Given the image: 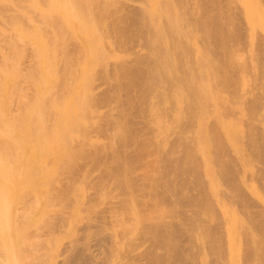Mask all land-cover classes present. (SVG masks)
Segmentation results:
<instances>
[{"label": "bare ground", "instance_id": "bare-ground-1", "mask_svg": "<svg viewBox=\"0 0 264 264\" xmlns=\"http://www.w3.org/2000/svg\"><path fill=\"white\" fill-rule=\"evenodd\" d=\"M261 1L263 2V0ZM139 3L133 1V3L119 4V9L115 7L114 10L113 6H111L112 9L109 6L111 11L102 12L103 15L104 13L106 15L103 16L106 17L104 29L114 38L115 46L122 52V56L118 60H114L105 68L104 77L106 80L105 83H101L103 87L100 88L99 93L92 92L96 95L90 93L87 98L94 104H104L109 107L104 114L103 121H99L101 123L97 125L98 130L93 129L100 134L108 135L109 141L103 145L104 148L100 145L101 149L95 148L96 146L92 145V147L87 146L89 150L84 149V146L86 147L92 142L86 135L85 137L89 138L83 139L86 142L81 140L80 143L77 142L78 146L81 145L79 150L77 146L69 148V150L65 149L67 146L65 147L63 143H72L74 140L71 129L75 127L69 129L71 125L67 126L69 130H64V127L61 129L60 126L59 130H64L60 132L53 129L54 133L50 129V125V127L47 126L49 128L42 127L43 129L38 131L39 133H32L31 129L28 130L29 126L27 125L23 127L22 131L11 127V119L6 114L0 118L4 126L3 129L0 128V131H3L1 135L4 136L0 135V224L5 226V221H7L5 224H8V221L15 217L17 219L14 218L15 222H19V225L23 227L22 225L30 223L35 210L38 208L41 210L43 206L44 213L48 201L54 200L61 202L64 207L61 206L60 210L56 209L57 212H53L54 214L50 213V216L53 215L51 219L48 210H45L49 217H46L44 213V222L47 218L52 221L51 226H48L50 227L49 232L45 233L47 230L44 229L41 233L34 227L33 230L32 227L29 229L32 230L31 232L36 229L38 231L35 233L39 232L38 235L41 233L40 236L43 234L42 237L44 235L46 237L47 234L50 236L56 234L53 232L54 230L58 233L61 229L59 227L65 224V227H62V232L66 233L65 240L67 241L61 242L58 236L56 237L58 240L52 241L56 243V246L57 241L59 242V246L55 250L60 258L53 261L56 264H108L106 263L108 259L109 262L111 260V264H227L229 262L225 258L227 252L223 253V251H226L224 250L227 246L226 241L232 234H228L230 236L227 238L226 232L224 233L230 223L226 225L227 228L222 227H225L223 224H226V220V222L231 221L227 219L228 211H223L225 205H228L233 206L234 208H230L237 210L241 217L236 221L232 220L237 222V226L234 228L236 232L238 231L237 237L240 235L238 239L242 243L238 256L241 259V264H264V200L257 197L255 192V194L251 193L247 183L248 179L249 181L253 180L257 183V187L264 192V90L261 89L264 87V85L261 86L264 83V36L256 34L257 37H255V31L251 35L254 37H250L256 46L254 53L257 51L256 59L260 66V68L257 66L256 73L258 74V70L261 69L259 70L260 79H257L258 82L254 80L253 84L250 82L249 86H241L240 77H237L244 73V69L246 70L249 64L242 65V62L241 64L234 62L233 58L236 54L233 53V51L235 52L233 45L235 43L232 45L231 42L239 43L245 37V31H248L247 25L245 24L246 28L243 26L245 21L242 23L240 17L243 5L236 4V0L235 2L234 0H157L155 9L147 10L144 5L146 3ZM138 37L143 40H138ZM237 45L234 46L237 47ZM239 45L242 44L239 43ZM206 84L208 85L206 86ZM204 86L207 87V90ZM259 88L263 92L258 91ZM236 96L238 101H236L237 98L234 100ZM232 99L237 102V109L242 105L241 109L247 110L248 113L239 114L245 116L244 120L241 118L240 122L238 119L237 122L233 121L235 125L239 122L243 127L242 129L236 126L240 131V133L236 131L237 134L233 133L236 127L234 125L231 127V122L241 109L237 110L233 104L231 105ZM213 100H217L215 101V104L217 102L218 105L216 108L213 107ZM1 105L2 101H0ZM246 114L248 118H246ZM230 119L231 122L227 123ZM53 120L52 118L51 121L53 122ZM74 121L76 120L73 119ZM59 122H62L61 119ZM73 122L71 120L69 124H73ZM77 123L75 126L78 125ZM88 128L90 131V126ZM46 130L48 133L50 131L53 133L48 134ZM30 132L36 134L35 139ZM165 132H169V134L164 136ZM90 133H92V129ZM89 135L92 136V134ZM60 141L64 142L60 143ZM14 144L21 145L18 148L14 147ZM13 150L15 153H12ZM85 150L88 151L85 152ZM9 151L13 154L12 158L16 156L13 158L14 160L11 158L13 161L9 159ZM35 156L43 159L44 164L40 165L41 169L43 166L45 168L54 163H56L54 166L58 165L57 163L60 165L69 163L70 161H66L74 156L79 159L83 157L84 160L91 159L87 162L93 161L102 165V167L99 166L102 176H99V179L102 181L112 179L113 181L110 182L104 180L106 182L104 186L107 189V185L113 182L114 186H110L112 189L115 187L113 190L115 193L112 192L113 195L110 196V194L109 197L106 193L105 198L108 199L103 200V206L110 207V210L103 213L102 204H99L100 199L94 200L97 196L96 188L100 185L98 187L100 190L103 184L100 182L99 185L97 184L99 179L96 176L99 173L96 176L92 175L89 180L90 189L93 188V191L89 190L91 193L87 191L89 193L85 194L86 199L82 200V209H79L81 206L78 208L79 212L86 213L82 215L80 221L82 222L83 217L85 220L83 219L82 223H79L80 221L76 223L77 219H75L76 222L73 223V219L78 216V213L71 209L70 200L73 198L69 194L71 190V188L69 190V184L73 179L69 177L74 173H68V177L64 178V181L62 180L63 184L57 185L56 188L55 185H52L55 190L42 196L41 191L38 192L39 189H36L37 185L40 186V179H34L27 170L28 167L32 169L30 164L35 165L37 162L34 159ZM140 162L143 164H139L142 168L139 166L141 169L137 170L138 166L136 168L135 166ZM70 163L67 165L69 166ZM143 167L147 169L145 170ZM139 169L144 170L140 172ZM73 170L72 172H74ZM31 172L36 174L37 171L32 170ZM208 174L212 175L213 181L218 183L219 188L210 184L209 178H207ZM61 175L62 173L58 174L63 178ZM88 176L85 175L87 179ZM146 178L149 180L150 190L148 186L145 187L148 181ZM50 180L55 181V178L51 177ZM142 180H147L144 190L141 189L143 186L139 185H144ZM37 181L38 184H36ZM51 184L54 183L51 182ZM94 186L97 187L94 188ZM104 186L102 189L105 194ZM145 189L147 190L145 191ZM148 190L149 192L146 193ZM140 191H145L146 194L142 197L147 198L146 202L143 198L141 199V196L137 197ZM106 192L110 193L111 190ZM137 193L138 195H136ZM135 196L143 201L142 206L140 202H137L140 204L138 207L137 203L132 204L136 208L131 206V203H135L134 201L137 199ZM96 200L99 201V205ZM40 201L44 202L41 204L42 206L37 204ZM95 201L96 203H94ZM48 205L50 207V204ZM97 205L101 208L98 212L95 211V209H99ZM129 206L133 210L131 207L129 209ZM154 206L159 207L158 210H162L160 214L156 215L159 212L157 211L155 216L152 213L156 209ZM164 206H168L170 209L167 207L169 209L167 210ZM150 207L152 208L149 210ZM137 209L141 210L144 216ZM147 209L151 216L147 213ZM9 210L15 212L12 211L9 214V212L7 213ZM135 212L138 213V216ZM131 217H134L135 220ZM137 217L144 221L136 220ZM147 217L149 219H144ZM100 219L101 221H99ZM62 220L63 222L66 220L65 223L62 222L63 225L60 223ZM128 220L134 222L130 225L131 228L128 227ZM137 221L138 224L135 223ZM15 224L13 225L15 226ZM105 225H111L113 229L106 228ZM54 226L57 228L55 227V229ZM24 227L26 229L29 225ZM51 227L54 228L53 231ZM0 228L2 230V227ZM4 229L0 234L1 239L8 236L2 234L6 232ZM24 229L21 231L22 239L28 241L25 240L27 230ZM29 229L27 233H29ZM52 232L53 234H50ZM35 233L30 235L33 236ZM50 236L48 240H52ZM1 239L0 246L3 243ZM223 240H226L225 244H221ZM141 242L142 245H139ZM54 243L46 242L43 245L51 244L52 246ZM46 245L43 247L46 252H49L51 247ZM224 245H226L225 248ZM45 250L42 253H45ZM1 252L3 256V252L8 254L7 251ZM206 252L214 257L208 259L210 255ZM9 254L11 255V253ZM9 254L6 257L10 259ZM13 254L16 256L19 253L14 252ZM52 254L54 253L50 251L41 257L43 259L45 256L46 259H49L54 256ZM133 255H136V258H132ZM36 256L38 257L40 254ZM129 258L130 260L134 259V262H130ZM17 260L18 257L15 261ZM44 260L45 258L42 261L45 262ZM35 263L33 262V264Z\"/></svg>", "mask_w": 264, "mask_h": 264}, {"label": "rangeland", "instance_id": "rangeland-1", "mask_svg": "<svg viewBox=\"0 0 264 264\" xmlns=\"http://www.w3.org/2000/svg\"><path fill=\"white\" fill-rule=\"evenodd\" d=\"M133 1H134V3H135V1H136V3L141 2V4L146 3L144 5L147 7V10H149L150 8L155 9V7H156L155 4L157 2V0H147V1L146 0H139V1H137V0H127V1L126 0H123V1L122 0H116V1L115 0H0V98L2 97V99L0 100V101H2V105L0 106V118H3V115L6 114L11 119L10 120L11 127H13L14 129H16L18 131H22L23 127L27 125V126H29L28 130L30 131V129H31L32 133H37L38 131H41L43 129L42 127L49 128L50 125H51V127L53 126V128L50 127V129L53 132L56 129H57L56 130V132H57L59 130L60 126H61V129H63V127H64L65 128L64 130H66V129H68L67 126L71 125V126H69L70 127L69 129L75 127L74 129H71L72 130V134H71L72 138L74 136V140L72 141V143L71 142L67 143V142L63 141L64 143H66V144H64L62 141H60V143H63V145H65V147L67 146L65 149L69 150V148H74L75 146H77L78 150H79L81 145L78 146V144L81 141H83V139H85L86 137H89L90 139L89 138H86V139H89L90 142L92 141L93 144H91L92 142L89 143L90 145L88 144V145H86V147L84 146L83 147L84 149H88L87 146L92 147V145H94V147L96 146L95 148H100L99 145L102 148H104L103 145H106L109 141L108 135H103L104 133L103 134L101 133L102 134V136H101V134L99 132H96V131L98 130L97 125H100V123H101L99 121H103L104 114L109 107L105 106L104 104H98V103H95L96 104L95 105L90 99L88 100L87 98H88V95L90 93H91V95L93 93H97V92L99 93L100 88L103 87V84H101V83H103L106 80L104 77L105 68L107 67L108 64H111V62H114V60L115 61L118 60L120 58V56H122V52L115 46L114 38L110 35V33H107L106 30L104 29L106 17H103V16H106L105 13L107 12V10L111 11L112 8L114 10L115 7H117L116 9H119V7H120L119 4L123 5L125 3L126 4L127 3H133ZM142 1H144V2H142ZM234 2H235V0H234ZM236 2H237L236 4L243 5V6H241V7H243V9L240 11V15H241L240 17L242 19V23L245 21L243 23V26H245L244 28H246V25H247L246 29L248 31H245V37L242 39L243 42H242V40L239 42L242 45H239V43H236V42H233V43L231 42L232 45L234 43H235L234 44L235 46H236V44L239 45V47H238V45H237V47H235L233 45V48H234L233 50H235V52L233 51V53L236 54V56H234L233 60L236 63L238 62V64H241V62H242V65L245 63L249 64L248 65L249 69L248 68L246 69L248 71H246L244 69V73H241V74L238 73L240 75H238V77H237V78L240 77L239 80H241V82H239V83L241 86L242 85L249 86V85L253 84V82H255V81L258 82L259 80L257 81V79H260V75H261L260 71H259L261 69L258 70V74L256 73L257 68L258 67L260 68V66H258L259 64H257V62H258L256 59L257 58V55H256L257 51L255 50L256 52L254 53V49H256V46H254L255 44H253L254 42L252 41L253 40L252 38L254 36L252 37L251 35H253L256 31L255 35L257 34L258 36H260L262 34L264 36V0H263V2L261 0H236ZM153 4H154V6H153ZM109 6H110V8H111V6H113V7L110 9ZM106 7H107V9H106ZM104 11H105V13L103 15L102 12H104ZM258 33H260V34H258ZM246 35H247V37H246ZM257 35L255 37H257ZM250 37H252V38H250ZM140 39H141V37H138V40H140ZM141 40H143V39H141ZM246 41H248V42H246ZM250 46H252V47H250ZM255 55H256V57H255ZM244 60H246V61H244ZM255 61H256V63H255ZM250 64H251V66H250ZM253 65H254V67H252ZM255 66H256V68H255ZM256 75L259 78H257ZM261 80H262V78H261ZM250 82H251V84H250ZM207 85L208 84H206V86ZM262 85H264V83L261 84V86ZM206 86H204L205 90H207ZM91 87H94V88H91ZM104 87H105V85H104ZM262 88L264 90V87H261V89ZM3 89H5L6 91H4ZM259 90H260V88L258 89V91ZM263 90H260V91L263 92ZM90 96H89V98H90ZM236 98H237V96L234 98V100H236ZM234 100L232 99L231 105L233 104L235 106V109H237L238 104L236 101H238V98L236 101H234ZM215 101H217V100H213L212 104H214L213 107L216 108L218 105H217V102L215 104ZM240 101H241V99H240ZM241 106L239 109H241ZM239 109H237V110H239ZM243 111L244 110H242V109L240 110V113L238 111V114H236V116L233 117L234 120H232V122L233 121L237 122L238 120L240 122L241 118L244 120L245 116L242 115L243 116L242 117L240 115L243 113H247V110H245L246 112L245 111L243 112ZM260 112L261 111H259V114H261ZM247 114H246V116H247ZM237 115H239L240 117ZM52 118L54 119L53 122L51 121ZM72 118L75 119L76 121L73 122ZM246 118H248V116ZM60 119L62 121L61 123L59 122ZM231 119L227 123L231 122ZM71 120H72L73 124H69L71 122ZM79 122H80V125H79ZM232 122H231V127L234 125V127L237 126L238 128L241 127L243 129L242 125L240 126L241 123L239 124V122H238L235 125L234 122H233V124H232ZM76 123L78 124L77 126H75ZM82 124H84V125L81 126ZM47 126H49V127H47ZM89 126L92 129V133H90L91 129H90V131H88ZM93 126H95V127L97 126V127L95 128ZM2 127H4V126L0 120V128L3 129ZM237 127L234 128L236 130H233V128H232L233 133L234 132L236 134L238 133V132H236V131H239V129ZM50 129H47V130L49 131ZM75 129H77V130H75ZM93 129H96V131ZM64 130H59V132L64 131ZM85 130H86V132H85ZM48 131H47V133H48ZM52 131H50V132H52ZM2 132L0 131V135L2 134ZM31 132H30V134H31ZM239 133H240V131H239ZM88 134H92V136L90 137V135L88 136ZM168 134H169V132L163 133L164 136H167ZM31 135H33V137H34L36 134H31ZM1 136H3V135H1ZM34 139H35V137H34ZM34 139H33V141H34ZM75 139H77V140L75 141ZM31 141H32V139H31ZM77 142H79V143H77ZM83 142H86V140H84ZM103 142L104 143L106 142V143L104 144ZM0 144H1V140H0ZM3 145H4V143H3ZM20 145L21 144H19V146H17V144L16 145L14 144V147L19 148ZM95 148H91V149H95ZM87 151L85 150V152H87ZM9 152H8V155H10V158H9V156H8V158L11 161H13L14 160L13 158H15L16 156L12 158V156H13L12 153H15V152H14V150L12 153L10 152V154H9ZM145 157H147V156H145ZM149 158H147V159H149ZM34 159H36L37 162L35 163V165L29 163L30 165H32V169H31V167L27 166L28 167L27 170L30 172L31 176L34 179H36V180L40 179L39 180L40 186L38 187V185H37L36 189H39L38 192L41 191L40 193L42 196H44L45 193H47V195L52 193L55 190L52 187V185L53 186L55 185L54 186L55 188L58 187L57 185L60 186V184L62 183V180L64 181V178L68 177L69 174L74 173L73 176L69 177V178L73 179L74 181H76L78 179L76 182H74L72 180V183L69 184L70 185L69 190H70V188L72 190V191L70 190L69 194L72 196V198L74 200L70 196L69 197L72 199V200H70V202H71L70 205L72 206L71 209L76 210L78 213V216H76L73 219L74 220L73 223L76 222L75 219H77L76 223H78L81 220L82 215L86 214V213L84 214L83 212H79V209H82V205H81V204H83L82 200H84L85 194L89 193L90 191L91 192L93 191V188H92V190L90 189V186H91V183H90L91 178L90 177L92 175L96 176L99 173V175L96 176L99 179V176H101V173H100L101 170L99 169L100 165L96 162H93V161H91L90 163L87 162V160L89 161L91 159L86 158L87 160H84L83 157L79 159V157L74 156L73 158L70 157V159H68L66 161V162H69V161L71 162V163L69 162L70 163L69 166L67 165L69 163H65L66 166H64L65 165L64 163L61 164L62 166L59 163H57L59 166L58 165L54 166V164H56V163H54V164H50L49 166L47 165L48 167H45V168L43 166V168L41 169L40 167H42V166H40V165L44 164L43 159L42 158L39 159L38 156L37 157L35 156ZM144 159H142V160H144ZM75 160L78 162H76ZM82 160H84V161H82ZM7 162H9V161H7ZM40 162H41V164H40ZM80 162H81V164H80ZM84 162H87L90 166L87 163L85 164ZM91 163H92V165H91ZM94 163H96L97 166L94 165ZM139 164H142V162L136 164L135 168L138 166L136 168L137 170H138V168H140L139 166H141ZM81 165H82V167H81ZM60 166H61V168H60ZM100 167H102V165ZM73 168H74V170H73ZM75 168H76L77 172H76ZM78 168H80V169H78ZM141 168H142V166H141ZM143 168L145 169V167H143ZM88 169H90L91 171ZM32 170L35 172L37 171L38 173L37 172H36V174L34 172L32 173L31 172ZM59 170H60V173H58ZM67 170H70V171L66 172ZM72 170L74 172H72ZM143 170H140V172ZM41 171H42V173H41ZM63 171H65L67 174ZM97 171H99V172H97ZM87 172L91 173V174L89 175ZM61 173L63 175V178L58 176V174H61ZM35 175L38 177H36ZM85 175L86 176L89 175L88 179H87V177H85ZM53 176L55 178V181L50 180L51 177H52V179H54ZM211 176H212L211 174L207 175V178H209L210 184L212 183L211 185H215V186H217V188H219L218 183H215V180L213 181V179H212L213 177H211ZM57 177H59V178H57ZM89 178H90V180H89ZM41 179H43V180H41ZM49 180H50V182H48ZM58 180L60 181V183ZM104 180L102 181V179H99L97 181V184L99 185V182H100V184H103L102 186H104V184L106 183V182H104ZM106 180H107V182L113 181L112 179L111 180L106 179ZM41 181L42 182L44 181V183H42ZM139 181H141V180H139ZM139 181H138V183H140ZM146 181L142 180L144 185L139 184L140 187L143 186L141 188L142 190H144V186L146 184L147 185L145 187L147 188V186H148L149 180L147 181V183H146ZM51 182L54 184H51ZM85 183H87L86 186H84ZM112 183L113 182H111L110 185L114 186L113 185L114 183L113 184ZM247 183H248V187L250 188L249 191L253 194L256 193L255 195L257 197L264 200V192L261 188L257 187L258 186L257 183H255L251 179H250V181L248 179ZM36 184H38V181ZM43 185H44V187H43ZM110 185L109 184L107 185V189H106V186H104L105 188L103 187L104 189H106V191L111 190L110 193L105 191V194H104V190L102 189V186H101L100 190L98 188V187H100V185L98 187L96 186L98 189L94 186V188H96L95 193H97V196L94 198V200L97 198L100 199V202L97 200L96 201H97V204H98V202H99V204L100 203L102 204L101 208L103 207V213H104V211L108 212V209L110 208V207L109 208L106 207V205H104L105 207L103 206V200L108 199V198L107 199L105 198L107 194H108L107 197H109V195L112 192H113V194L115 193L113 191V190H115V187H113V189H112V187ZM48 186H49V188H48ZM108 186H110L109 188H111V189H109ZM88 187H89V189H88ZM148 189H149V186H148ZM49 190H51V191H49ZM146 190L147 189H145V191ZM149 190L146 193H148ZM87 191H89V192H87ZM137 191H139V190H137ZM141 191H140V193L138 192L139 195H138V193L136 195H138L137 196L138 198L141 196V199L143 198V200H145V202H146L147 198L142 197L146 193H145V191L144 192H141ZM135 193H136V191H135ZM99 194H101L102 196ZM113 194H111L110 196H112ZM213 196L214 195H212V197ZM39 197H40V194H39ZM102 197L105 199H101ZM138 198L136 199V201H134L135 203H131V206H133V208H136V206L134 207V205H132V204H136L137 202H140L141 206L144 204L143 201L141 199H138ZM96 201L94 203H96ZM43 203L44 202L40 201L37 204L41 205ZM52 203H54V204L51 206ZM56 203H58V204H56ZM48 204H50V207ZM48 204H46V205L44 204L46 206V208H44V209L46 211L48 210L47 211L48 215L50 213L52 214L53 212H57L56 209L60 210L61 209L60 207L62 206L61 202L59 203V201L56 202L54 200L53 201L51 200V202L48 201ZM137 204H138L137 205V207H138L140 204L139 203H137ZM94 205H96V204H94ZM35 206H36V204H35ZM80 206H81V208H79ZM131 206H129V209ZM158 206L161 207L163 205H158ZM63 207H64V205L62 206V208ZM98 207H99V209H97V210L95 209L96 207L93 209H95V211L98 212V210L101 209L100 206H98ZM167 207L168 206H166V207L164 206V208H167ZM230 207H233V206L225 205V210H223V211H226V212L228 211L227 216L228 215L229 216L227 219H230L231 221L228 220V222H226L227 221L226 220L225 221L226 224H223L225 227H222V228L225 229L229 226L227 228L228 230L225 229L224 233L226 232L227 238H228V236H230L228 234H232V236L229 237V239H227V241L223 240V242H221V244L222 243L225 244L224 241H226V243H227V246L224 245V248L226 246V248L224 249L226 251H223V253L227 252V254H225V255L226 256L228 255V256L227 257L225 256V258L229 260L230 263L229 262L228 263L229 264H241V259L238 256L241 252L240 249H241L242 243H240L241 240L238 239L240 237V235L237 237L238 231L236 232L235 228H234L235 226H237V222H234V221L238 220V218L241 219V217H240L237 210H235V209L232 210ZM151 208L152 207H150L149 210ZM155 208L157 209L159 207L156 206ZM164 208H163V210H164ZM168 208H167V210L170 209V208L169 209ZM42 209H43V206L41 207V210H39V208H38L37 209L38 211L35 210L33 212V214H32L33 219L31 218V221L33 224L30 221L29 224H26L27 226L29 225V227H27L26 229H24L25 228L24 226H26L25 224L22 225L23 227H21V225H19V222L18 223H17V221L15 222V220H17L15 217H14L15 220H14V218L12 220L10 219L8 221V224L7 223L5 224V222H7V221H5L4 222L5 226H1V224H0V227H2V230L5 227L6 232H8L7 234H6V232H4L2 234L9 236V237L7 236L8 238L2 237V239L0 237V239L3 241V243L0 246V254L2 253L1 251H5V252L7 251L8 254L11 253V255L9 254V257L11 259L10 260L9 258L6 257L8 254L3 252L4 256L2 254L0 256V261H1L0 264H14V263L15 264L16 263L17 264H33V262H36L35 264H41V263L56 264L53 261H55V259L60 258V256L58 255V253L55 250V249H57L56 247L59 246V244H58L59 242L57 241V246H56V243H54V242L57 239L56 238L57 236H58V239H61V242L63 240L67 241V240H65L67 237V235H65L66 233L64 231L62 232V227L63 228L65 227V224L63 225V223H65L66 220H65V222H63V220L60 222L63 226L59 227L61 229H59L58 233L56 230H54V231L52 230L56 226H54V228L51 227V230L53 232H55L56 234H53V232L50 233V234L55 235L54 236L55 238L53 237V235L50 236L49 234H47V236L49 235L50 238L52 239V240H50V239L48 240L49 236L45 237V235H44L42 237L43 234L41 236H40V234L43 232L44 229L47 230L45 233L49 232L50 227H48V226L52 222L51 220H49V218L51 219V216L53 218V215H51V216L49 215L50 217L47 216L46 211L44 210L46 217H49L46 219V221L49 224L46 221L44 222L45 214L43 213ZM131 209H132V207H131ZM140 209H142V207ZM156 209H155V211L152 210L153 212L150 211L154 214V216H155L157 211H159V212L156 215L160 214V211H162L161 209H159V210L158 209L156 210ZM30 210H32V209H30ZM132 210H131V212H132ZM137 210H139V209H137ZM149 210L147 211V213L150 215ZM12 211L13 210H9V211H7V213L9 212V214H10V212L12 213ZM139 211L141 212V215H143L142 211L141 210H139ZM13 212H15V211H13ZM36 212H39V213H36ZM145 213H146V211H145ZM87 214H89V213H87ZM135 214H136V212H135ZM137 214H136V216H138ZM34 215H36V216H34ZM42 216H43V218H42ZM150 216H149V218H151ZM154 216H152V217H154ZM133 218L131 217V219H133ZM149 218L147 217L144 219H149ZM83 219L85 220V218L84 217L82 218V222H83ZM133 220H135V219H133ZM136 220H140V219L138 218ZM142 220H140V221L142 222ZM232 220H234V221H232ZM99 221H101V219ZM140 221H139V223H140ZM40 222H42V223H40ZM53 222H54V220H53ZM82 222L80 221L79 223H82ZM1 223H3V222H1ZM15 223H17L20 226V228ZM132 223H134V222H132V220H130L128 222L129 225L127 224L128 227L131 228L130 225ZM135 223L138 224V221ZM228 223H230V224H228ZM13 224H15V226ZM44 224H46V225H44ZM36 225H37V227H36ZM135 225H133V226H135ZM226 225H227V227H226ZM41 226H43V227L41 228ZM133 226H132V228H134ZM31 227H32V230L34 227V228L38 229L39 231H41V233L39 235H38L39 232L35 233L38 231V230L36 231V229L34 232H31L32 231V230L30 231ZM107 227L110 229L111 225L110 226L107 225L106 228ZM8 228L10 231L7 230ZM21 228H23L25 231L27 230L25 232V234H26L25 240H28V241H23L24 238L22 239L23 236L21 235V231L23 229H21ZM229 228H230V230H229ZM28 229H29V233L31 232L30 234L35 233L34 235H36V234L37 235L35 237H34V235L33 236L30 235L29 233H27ZM112 229L113 228H111V230ZM2 230L0 228V234H1ZM227 231H228V233H227ZM9 232H10V234H9ZM18 233H19V235H18ZM27 234H29V235H27ZM135 234H137V233H135ZM2 236H4V235H2ZM20 237H21V239H20ZM44 237L47 240H45ZM4 238H6V240H4ZM31 238L33 239V241ZM8 239L9 240L11 239L10 240L11 242ZM35 239H36V241H34ZM52 241H54V242H52ZM64 241H63V243H64ZM46 242L47 243L51 242V244L54 243V245H52V246H51V244L50 245L45 244V245L51 247V248H49V247L48 248L51 249L50 251L52 253H54L52 255H54L55 257L53 256V257H49V259L48 258L46 259V257L44 256L43 259L45 258V260H44L45 262H43L42 261L43 259L41 256L43 254L46 255V254L50 253V251L46 252L45 247H43V246H45L43 244ZM9 244H10V247H9ZM38 244H39V246H38ZM139 245H142V242ZM146 245H148V243H146ZM13 246H14V248H12ZM53 246H54V248H53ZM144 246H145V243H144ZM37 247H38V249L39 248H41V249L38 250ZM21 249H23V250H21ZM43 249L45 250L46 254L42 253V251H44ZM46 249H47V247H46ZM59 249H61V248H59ZM59 249H58V251H59ZM35 250H36V252H35ZM37 250H38V252L40 251V253H38ZM54 250H55V252H54ZM14 252H16V254L17 253H19V254H17V255L15 254L16 256H14V254H13ZM20 253H22L24 255H21ZM206 253H208V252H206ZM223 253H221V255L224 256ZM5 254H6V256H5ZM38 254H40V256L37 257L36 255H38ZM209 255H208L209 258L208 257L207 258L208 259L212 258L213 255H211V254H209ZM17 257H18V260L15 261L17 259ZM134 257L136 258V255L135 256L133 255L132 258H134ZM204 258H206V256H204ZM13 259H15V260H13ZM37 259H38V261H37ZM46 260H48V261H46ZM108 260L106 263L111 264L112 263L111 260H110V262ZM128 260H130V258ZM39 261H40V263H39ZM130 262H134V259L130 260Z\"/></svg>", "mask_w": 264, "mask_h": 264}]
</instances>
